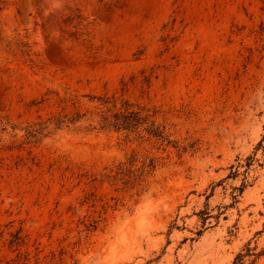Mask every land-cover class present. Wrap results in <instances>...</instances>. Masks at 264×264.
I'll use <instances>...</instances> for the list:
<instances>
[{"label":"rangeland","instance_id":"1","mask_svg":"<svg viewBox=\"0 0 264 264\" xmlns=\"http://www.w3.org/2000/svg\"><path fill=\"white\" fill-rule=\"evenodd\" d=\"M0 264H264V0H0Z\"/></svg>","mask_w":264,"mask_h":264},{"label":"trees","instance_id":"2","mask_svg":"<svg viewBox=\"0 0 264 264\" xmlns=\"http://www.w3.org/2000/svg\"><path fill=\"white\" fill-rule=\"evenodd\" d=\"M116 121H120V119H116ZM118 124V126H120V127H122V125H123V123H117Z\"/></svg>","mask_w":264,"mask_h":264}]
</instances>
